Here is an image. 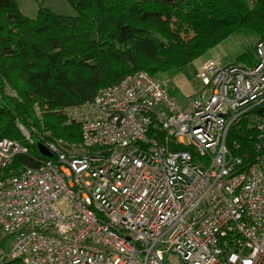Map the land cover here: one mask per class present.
<instances>
[{
	"label": "built area",
	"instance_id": "built-area-1",
	"mask_svg": "<svg viewBox=\"0 0 264 264\" xmlns=\"http://www.w3.org/2000/svg\"><path fill=\"white\" fill-rule=\"evenodd\" d=\"M197 80L188 107L141 72L66 109L82 141L40 142L52 160L0 182V264H264V137L253 161L226 145L264 107V41L255 65L208 61ZM18 127L1 169L35 143Z\"/></svg>",
	"mask_w": 264,
	"mask_h": 264
},
{
	"label": "trees",
	"instance_id": "trees-1",
	"mask_svg": "<svg viewBox=\"0 0 264 264\" xmlns=\"http://www.w3.org/2000/svg\"><path fill=\"white\" fill-rule=\"evenodd\" d=\"M68 2L75 17L40 9L28 19L16 0H0V141L24 144L22 125L35 142L27 155L0 168V182L10 169L17 173L38 167L39 160H52L37 143L79 144L81 127L69 123L65 110L92 101L100 90L141 72L157 81L183 72L234 35L264 41V0ZM255 56L256 48L239 61L250 67ZM259 117L253 110L230 129L226 145L234 155L256 158Z\"/></svg>",
	"mask_w": 264,
	"mask_h": 264
},
{
	"label": "rangeland",
	"instance_id": "rangeland-1",
	"mask_svg": "<svg viewBox=\"0 0 264 264\" xmlns=\"http://www.w3.org/2000/svg\"><path fill=\"white\" fill-rule=\"evenodd\" d=\"M16 2L21 13L28 19H35L40 9L47 10L56 15L69 17H75L77 14L68 0H16ZM258 43L259 39L253 36L234 35L197 59L189 69L183 72L162 76L158 81L170 92L178 103L184 105V107H188L192 96L195 95L201 87L197 80V73L201 65L208 61H216L222 66H249L239 61V58L241 55L249 53L251 49L256 48ZM257 122H259V120H257ZM233 128L234 127L231 129ZM18 129L21 136L24 137L19 127ZM257 136L264 137V132L258 130ZM247 158H249L248 154L244 156V159ZM15 171L16 170L10 169L8 176L2 179L1 182L10 179L16 174ZM170 261L171 264H179L177 257H171Z\"/></svg>",
	"mask_w": 264,
	"mask_h": 264
},
{
	"label": "water",
	"instance_id": "water-1",
	"mask_svg": "<svg viewBox=\"0 0 264 264\" xmlns=\"http://www.w3.org/2000/svg\"><path fill=\"white\" fill-rule=\"evenodd\" d=\"M258 115L264 118V107L258 110ZM37 148L43 156L52 157V154L47 150V148L43 144L38 143Z\"/></svg>",
	"mask_w": 264,
	"mask_h": 264
}]
</instances>
